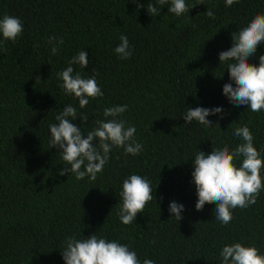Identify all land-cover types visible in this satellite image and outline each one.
I'll return each mask as SVG.
<instances>
[{
  "label": "trees",
  "instance_id": "16d2710c",
  "mask_svg": "<svg viewBox=\"0 0 264 264\" xmlns=\"http://www.w3.org/2000/svg\"><path fill=\"white\" fill-rule=\"evenodd\" d=\"M203 2L186 0L190 10L181 16L163 5L152 16L147 4L155 0H139L141 8L132 0H0V17L23 23L15 41L0 35V264H65V238L94 232L155 264H219L221 247L233 242L264 254V189L254 205L233 209L232 221L222 225L214 203L196 210L191 177L195 153H210L212 145L235 148L241 140L232 131L240 125L250 128L264 158V110L230 102L223 94L228 70L219 65V53L232 46L231 33L264 13V0H238L230 7L225 0ZM207 9L215 19L205 15ZM121 35L129 40L128 59L114 51ZM50 37H63L55 55ZM80 50L89 64L72 65L74 73L95 75L104 93L84 108L57 76ZM261 54L264 43L249 63L258 65ZM68 104L88 115L87 121H71L85 137L97 119H111L103 116L104 108L128 105L119 118L135 126L143 151L125 155L113 146L95 180L60 175L65 165L49 144V125L58 123L56 115ZM198 106L222 107L223 118L208 116L212 126L186 124L187 107ZM130 174L150 180L153 199L124 225L117 213L122 181ZM171 201L184 205L180 221L171 217Z\"/></svg>",
  "mask_w": 264,
  "mask_h": 264
},
{
  "label": "clouds",
  "instance_id": "9594fccd",
  "mask_svg": "<svg viewBox=\"0 0 264 264\" xmlns=\"http://www.w3.org/2000/svg\"><path fill=\"white\" fill-rule=\"evenodd\" d=\"M132 2L137 8L143 7L139 0ZM237 2L225 0V5L230 7ZM201 3H204L203 0H200ZM163 5H168V13L176 16L188 14L190 10L186 0H155V3L147 4V11L152 16L159 15L160 6ZM205 15L215 19L211 9H207ZM22 34L23 23L18 17L8 14L0 17V35L4 40L15 41ZM119 39L121 43L114 49L115 53L120 59L130 58L132 51L128 37L121 35ZM231 40L232 46L219 53V65L225 63L229 75V82L223 85V94L236 106L247 105L252 112H260L264 110V54L259 56L258 65L249 63V57L257 52L258 45L264 43V13H256L246 25L232 32ZM49 43L52 44L51 53L55 55L58 45L64 43L63 37H50ZM76 64L87 68L89 60L85 50L72 56L68 67L58 72L57 76L62 81L60 87L64 92L78 98L80 108H84L89 98L103 97L104 93L95 75L84 77L80 72L74 73L72 65ZM127 109L126 104L104 108L103 116L111 119H97L96 127L87 131L85 137L81 127L71 121L77 117L82 122L87 121L88 115L78 114L72 104L64 106L55 117L58 123L49 125V144L58 149L65 165L59 174L71 173L75 174L77 180L86 176L95 180L97 173L102 172L108 162L113 146L122 147L125 155L140 154L143 145L134 138L135 126L127 125V121L119 118ZM216 114L223 118L222 107H187L183 119L186 124L197 121L201 125L212 126V121L207 117ZM232 135L241 140L235 148L230 150L227 144L222 147L212 145L210 153L199 150L192 158L191 177L198 197L195 208L202 210L206 203H214L215 219L222 225L232 221L233 209L254 205L264 189V178L261 176L264 158L253 144L254 137L250 128L246 124L237 126ZM95 139H98L97 144H93ZM237 160H241L239 166ZM152 193L151 182L146 177L130 174L125 178L122 181L121 204L117 213L121 223H133L137 213L143 212L146 204L153 199ZM160 200H163L162 196ZM168 210L171 217L180 221L184 205L171 201ZM61 255L65 264H155L154 260L148 258L141 262L136 251L131 250L129 245L115 239L108 240L96 232L81 239L76 234L67 236ZM219 264H264V254L251 244L226 243L219 251Z\"/></svg>",
  "mask_w": 264,
  "mask_h": 264
}]
</instances>
